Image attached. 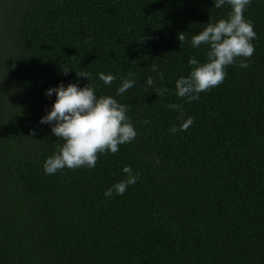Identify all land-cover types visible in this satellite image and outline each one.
<instances>
[{"label": "trees", "instance_id": "16d2710c", "mask_svg": "<svg viewBox=\"0 0 264 264\" xmlns=\"http://www.w3.org/2000/svg\"><path fill=\"white\" fill-rule=\"evenodd\" d=\"M229 11L213 0H0V71L7 55L13 78L0 77V264H264V0L243 12L251 57L196 100L175 94L188 58L206 59L191 36ZM122 78L135 83L117 94ZM60 82L114 96L135 138L93 168L45 174L63 141L39 116ZM123 165L139 178L104 196Z\"/></svg>", "mask_w": 264, "mask_h": 264}, {"label": "clouds", "instance_id": "9594fccd", "mask_svg": "<svg viewBox=\"0 0 264 264\" xmlns=\"http://www.w3.org/2000/svg\"><path fill=\"white\" fill-rule=\"evenodd\" d=\"M249 3L250 0H213L214 7L227 4L230 11L215 22L208 21L202 30L191 36V45L199 47L204 43L208 50L203 62L194 56L188 58L187 63L192 66L189 73L175 80V94L178 97L198 99L200 92L223 82L225 66L236 63V57H251L256 32L252 21L245 19L243 14ZM178 39L182 42L184 36L178 35ZM239 66L246 68L247 61L240 60ZM63 70L67 74L68 68ZM151 70L158 71L157 65L152 64ZM77 74L89 79L88 73ZM97 75L106 85L115 79L111 73L101 72ZM134 83L133 79L122 78L116 93L125 92ZM152 83L149 76L145 84L151 86ZM166 90L158 92V95H163ZM53 93L55 98L39 121L48 123L52 134L61 138L63 143L58 144L52 154L45 157L42 164L45 174H52L63 168H93L97 153H115L121 144L135 138L136 130L127 116L126 107L114 96L97 95L95 89L87 83L79 86L73 82L66 85L60 82L45 89L47 96L51 97ZM169 107L177 108L179 105L173 103ZM192 121L191 116L183 118L179 124L180 130L187 129ZM169 131L176 132V124L171 125ZM121 170L125 174L124 178L106 188L104 196L111 197L113 192L123 194L127 186L134 184L139 178V172H134L130 165H123Z\"/></svg>", "mask_w": 264, "mask_h": 264}, {"label": "rangeland", "instance_id": "374dc122", "mask_svg": "<svg viewBox=\"0 0 264 264\" xmlns=\"http://www.w3.org/2000/svg\"><path fill=\"white\" fill-rule=\"evenodd\" d=\"M3 46H0V50H1V52H3L4 51V49L2 48ZM4 64H5V69L3 70V71H0V77H3V78H6V77H10L12 80H13V78H12V76L7 72L8 71V69H9V62H8V58H7V55H4ZM1 81V80H0ZM1 83H2V81H1ZM4 85H3V87L5 88V90L8 92V93H10V94H14V92H15V86H10V87H8L7 86V84H8V81H5L4 80V83H3ZM25 112V111H24ZM25 113H27V112H25ZM41 117V115L39 116V118ZM17 129H20V126H19V124L17 125V127H16Z\"/></svg>", "mask_w": 264, "mask_h": 264}]
</instances>
